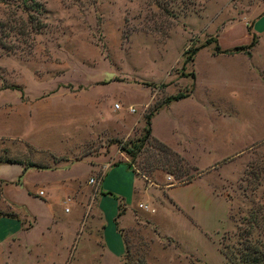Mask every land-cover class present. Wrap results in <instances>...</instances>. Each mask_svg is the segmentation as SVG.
Segmentation results:
<instances>
[{"label": "rangeland", "instance_id": "374dc122", "mask_svg": "<svg viewBox=\"0 0 264 264\" xmlns=\"http://www.w3.org/2000/svg\"><path fill=\"white\" fill-rule=\"evenodd\" d=\"M263 14L264 0L0 1V91L12 103L0 116V132L17 136L2 138L0 160L31 163L43 155L40 164L52 166L47 156L56 153L38 149L48 147L66 152L64 158L124 163L154 192L153 211L168 202L159 185L185 184L202 171L160 151L161 143L143 141L146 117L168 96L188 93L194 69L203 82L204 64L249 62L232 55L244 51L237 46L264 64V33L254 31ZM242 179L230 190L228 212L211 198L187 213L160 206L157 222L143 213L133 220L129 208L118 264H264V147L250 151ZM10 188L4 196L0 187V211L18 216L24 191ZM176 191L186 196L183 186ZM124 210L120 202L118 215ZM23 262L15 246L0 264Z\"/></svg>", "mask_w": 264, "mask_h": 264}, {"label": "crops", "instance_id": "0c3cea01", "mask_svg": "<svg viewBox=\"0 0 264 264\" xmlns=\"http://www.w3.org/2000/svg\"><path fill=\"white\" fill-rule=\"evenodd\" d=\"M254 31L264 33V14L254 22ZM232 55L249 62L204 64L203 82L193 68L192 89L178 99L176 94L168 96L152 112L150 138L190 159L202 171L185 184L159 185L162 190L166 187L168 202L159 201L153 211L149 206L154 192L124 163L106 166L107 162H93L91 155L75 159L70 153L64 158L61 154L66 152L48 147L38 149L56 153L47 156L52 166L40 164L43 155L32 160L33 165L11 157L1 159L3 195L7 196V187H18L24 191L25 203L19 212L9 198L18 216L0 211V261L5 251L18 246L24 256L22 264H94L97 260L118 264L125 249L119 228L129 208L131 219L143 213L157 222L153 214L160 206L171 204L187 213L204 198H211L228 212L230 190L234 192L237 182L243 180L250 151L264 147V64H254L252 53ZM9 100L2 89L0 116L12 109ZM15 137L0 132V150L6 144L2 138ZM171 176L167 174L169 179ZM182 186L185 197L176 191ZM120 202L125 210L118 215ZM28 203H34L35 210ZM70 203L75 207L71 215Z\"/></svg>", "mask_w": 264, "mask_h": 264}, {"label": "trees", "instance_id": "16d2710c", "mask_svg": "<svg viewBox=\"0 0 264 264\" xmlns=\"http://www.w3.org/2000/svg\"><path fill=\"white\" fill-rule=\"evenodd\" d=\"M0 1H2V2H5V1H7L8 3H9V1L10 0H0ZM22 5H25V6H28V4H29V1L30 0H18ZM235 51H239V50H246V53L248 54V55H250L251 53H250V51L249 50H247L248 48H245V47H243V46H237V47H235ZM222 52H225V50L224 51H222ZM181 96H183V95H175L174 96V98L175 99H178V98H180ZM151 114L152 113H150L147 117H146V128H145V134H144V139H143V141L144 140H149V139H151L150 138V117H151ZM154 141H156V140H154ZM156 142H158V141H156ZM160 142H158V144H159ZM161 147H163V149H160V151H162L163 152V150L167 153V154H170V155H172L173 157H175L178 161H181V162H183V163H188V161H187V159L184 157V156H182V155H180L179 153H177V152H175L174 150H172L171 148H169L168 146H166L165 144H163V143H161V145H160ZM120 149L121 150H123V146H120ZM128 151L129 152H131V149H128ZM10 161V160H9ZM190 163V162H189ZM191 164V163H190ZM29 165H33V164H30L29 163ZM195 170H197V168L195 167ZM168 172L170 173V174H173L174 175V171H173V169H170V170H168ZM197 173V172H196ZM199 173H200V171H199ZM191 177H193V176H190V177H188V178H186L185 180L186 181H188V180H190L191 179Z\"/></svg>", "mask_w": 264, "mask_h": 264}, {"label": "built area", "instance_id": "2783aa9c", "mask_svg": "<svg viewBox=\"0 0 264 264\" xmlns=\"http://www.w3.org/2000/svg\"><path fill=\"white\" fill-rule=\"evenodd\" d=\"M116 106H117V107H120V105H119V104H116ZM145 207H147V206H145Z\"/></svg>", "mask_w": 264, "mask_h": 264}]
</instances>
